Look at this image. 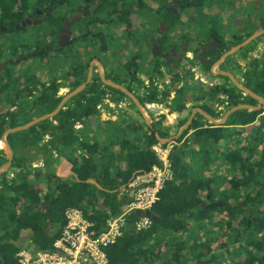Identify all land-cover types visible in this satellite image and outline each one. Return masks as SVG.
<instances>
[{
  "label": "trees",
  "instance_id": "1",
  "mask_svg": "<svg viewBox=\"0 0 264 264\" xmlns=\"http://www.w3.org/2000/svg\"><path fill=\"white\" fill-rule=\"evenodd\" d=\"M71 2L66 0L67 5ZM39 4L44 5V0H0V25L13 30L32 5ZM261 29L264 21L256 27ZM251 33L232 37H220L215 31L208 34L221 38L210 50L208 65L157 63L163 79L164 74L169 76L162 88L151 79L147 83L135 76L127 79L120 71H110L106 79L124 86L141 105H161L168 113L199 107L218 119L236 105L258 104L227 77L209 71L223 53ZM262 36L226 57L220 69L228 70L264 99V53L259 58L247 57ZM105 64L110 66V62ZM195 64L204 75L222 81L203 84L191 71ZM86 70L87 62H82L81 75L74 77L68 91L85 81ZM59 86H43L34 101L43 105L41 114L17 117L0 113V137L8 128L51 112L61 99L56 94ZM188 102L192 105L187 106ZM105 111L114 118L104 119ZM148 113L150 126L122 91L103 84L95 75L55 116L6 136L12 159L0 174V264H18L17 253L27 248L9 241L25 235L40 251L50 250L65 226L67 208L81 209L93 234L121 212L122 201L132 190L129 184L158 163L151 150L160 144L156 135L173 136L187 119L165 125L164 114L154 118ZM172 142L171 178L150 209L155 218L148 217L149 225L136 230L134 223L143 213L125 215L121 235L103 248L105 264H264V110L234 111L220 126L196 113ZM31 150L42 155V165L33 166ZM7 156L5 148H0V166ZM118 161L123 162L122 168Z\"/></svg>",
  "mask_w": 264,
  "mask_h": 264
},
{
  "label": "flooded vegetation",
  "instance_id": "2",
  "mask_svg": "<svg viewBox=\"0 0 264 264\" xmlns=\"http://www.w3.org/2000/svg\"><path fill=\"white\" fill-rule=\"evenodd\" d=\"M258 1L73 0L67 5L66 0H44V5H32L13 30L0 25V113L41 114L43 105L34 101L43 86L60 84L56 94L62 99L76 88L68 91L81 75L82 62H87L86 75L91 68L90 81L95 75L100 79L99 62L105 78L120 71L127 79H151L162 88L164 72L157 63L210 62V50L221 38L208 34L232 37L252 31L264 13V0L263 5ZM209 40L214 45L201 59L197 50Z\"/></svg>",
  "mask_w": 264,
  "mask_h": 264
},
{
  "label": "built area",
  "instance_id": "3",
  "mask_svg": "<svg viewBox=\"0 0 264 264\" xmlns=\"http://www.w3.org/2000/svg\"><path fill=\"white\" fill-rule=\"evenodd\" d=\"M149 110L158 109L160 105H146ZM174 143L151 146L158 161L150 171L136 177L130 184L132 197L128 200L125 210L112 216L106 221L105 228L93 234L90 230L91 223L83 217L82 210L76 207L67 208L64 212L65 226L50 250L35 251L21 249L17 253L18 264H105L106 255L104 246L112 244L121 235L124 227L125 215L132 211L143 213L150 211L158 194L171 178L170 152ZM149 218L140 217L134 223L136 230H141L149 225Z\"/></svg>",
  "mask_w": 264,
  "mask_h": 264
},
{
  "label": "water",
  "instance_id": "4",
  "mask_svg": "<svg viewBox=\"0 0 264 264\" xmlns=\"http://www.w3.org/2000/svg\"><path fill=\"white\" fill-rule=\"evenodd\" d=\"M78 18H79V15L75 16L74 18H72L70 20V22H74ZM263 33H264V29L256 31V32L252 33L251 35H249L242 42L230 47L225 53H223L219 57V59L216 62H214L213 64L210 65V69H209L211 75H213V76L221 75V76L227 77L238 90H240L244 95H248L251 98L255 99L258 102V104L255 105V106L248 105V104L236 105V106L231 107L230 109H228L218 119L212 118L211 116H209L206 112H204L199 107H195L191 111L189 117L186 119L184 124L177 129L176 133L173 136H171L169 138H160V137H158L156 135V139L158 140V142L160 144H166V143L172 142L175 139H177L179 137V135L185 129L188 128V126L190 125V123H191V121H192V119H193V117H194V115L196 113L201 115L209 124H212V125H215V126H220V125H223L226 122L228 116L231 113H233L234 111H237V110H248V111H261V110H264V99L262 97L258 96L257 94H255L254 92H252L251 90H249L248 88L243 86L241 84V82L234 75H232L230 72H227V71H224V70H216V68L223 62V60L226 57L234 54L235 52L240 50L242 47L248 45L253 39L257 38L258 36L262 35ZM213 45H214L213 44V40H209L201 48H199L197 50L196 56L199 55V57L202 59L204 54H206L208 52V50L213 47ZM95 63L98 66V74H99L101 82L103 84L107 85V86H111V87H114V88L122 91L132 101V103L136 106V108H137L139 114L141 115V117L143 118L145 124L150 126V124H151V116L148 113L147 106L141 105L140 102L138 101V99L135 97V95L132 94L131 92H129L124 86L106 79L104 77V73H103V70H102V67H101L100 63L99 62H95ZM202 63L205 64V65L209 64V62H202ZM90 78H91V68H89V70H88V73L86 75L85 81L82 82L81 84H79L75 89H73L72 91L67 93L60 100L58 105L51 112H49L47 114H44V115H41V116H38V117L32 119L31 121H29L26 124H23L21 126L8 128L2 133V135H1V143L4 146L5 150L7 151L8 156H7V162L4 163L2 166H0V174L5 172L9 168L10 162H11V159H12V150H11L8 142L5 140V137L8 134H10V133H15V132H19V131L25 130V129L31 127L32 125H34L35 123H37L39 121H42V120H45L47 118L55 116L58 113V111L60 110V108L64 105V103H66L71 97L76 95L78 92L83 90L85 85L90 81ZM132 194H133V190H130L128 195L123 199L122 206H121V211L125 210V206H126L128 200L132 197ZM137 212L140 213L139 211H137ZM143 215L146 216V217H149V218H155V215L151 211H145V212H143ZM9 242L13 243L15 246H17L19 248H27L31 253H34L35 251L39 250L38 247L29 240L28 236L20 237L19 239L15 240V241L10 240Z\"/></svg>",
  "mask_w": 264,
  "mask_h": 264
},
{
  "label": "crops",
  "instance_id": "5",
  "mask_svg": "<svg viewBox=\"0 0 264 264\" xmlns=\"http://www.w3.org/2000/svg\"><path fill=\"white\" fill-rule=\"evenodd\" d=\"M250 5V4H249ZM256 5H263V2H262V0H259L258 1V4L256 3ZM244 11H246L245 9H244ZM243 15H245V13H243ZM263 21H264V15L263 14H261V15H258V17H257V19H256V24H255V28L251 31L252 33H254V32H256V31H259V30H256V27H257V25L259 24L260 25V23H263ZM250 29V28H249ZM249 31V30H248ZM244 33L245 32H247V31H243ZM243 32H241V33H243ZM241 33H239V34H241ZM251 33V34H252ZM263 36L261 37V39L258 41V42H256L254 45H253V47H252V49L247 53V57L249 58V57H253V58H259L263 53H264V33L262 34ZM228 36V35H227ZM261 36V35H260ZM236 57V56H235ZM238 60V62H245V61H243L242 59H237ZM216 70H222V69H220V65L216 68ZM191 71L194 73V77L195 78H198L200 81H203L202 80V77L203 78H209L207 75H204L202 72H200V70H199V67L197 66V64H195L192 68H191ZM224 71H227V72H229L228 70H224ZM168 78H169V76L168 75H164V83H167L168 82ZM222 80L221 79H218V78H214V79H212V78H210V79H208V82H207V85L208 86H210V85H212V84H216V83H219V82H221ZM172 94L173 93H171L170 92V97L169 98H172ZM186 105L187 106H191L192 105V103L191 102H188V103H186ZM114 105L112 104L111 105V107H113ZM121 106L122 107H125V104H121ZM193 109H191L190 111L189 110H185V111H182L181 113H177V112H174V113H168V110H167V108H165L164 106H161L160 108H158V114H156V111H151L153 114H152V116L154 117V118H157V116L159 115V114H164L165 115V118H166V120H165V125H173L175 122H176V120H178L179 118H183V117H185V116H187V118L189 117V115H190V113H191V111H192ZM128 112L131 114V115H135V113L133 112V111H131V110H128ZM102 117L104 118V119H108V118H111V119H113L114 118V116L113 115H110V113L108 112V111H105V112H103L102 113ZM31 154H35V151L34 150H31ZM42 161H43V157H42V155L40 154V153H37V154H35V157L33 158V161H32V164H33V166H40V165H42ZM118 165L120 166V168H122L123 167V162H121V161H118ZM121 191V190H120ZM121 192H123V190L121 191ZM130 192V191H129ZM128 192V193H129ZM25 236H27V235H25Z\"/></svg>",
  "mask_w": 264,
  "mask_h": 264
},
{
  "label": "rangeland",
  "instance_id": "6",
  "mask_svg": "<svg viewBox=\"0 0 264 264\" xmlns=\"http://www.w3.org/2000/svg\"><path fill=\"white\" fill-rule=\"evenodd\" d=\"M56 67V66H55ZM208 79H210V78H203L202 77V80L203 81H201L203 84H205V85H207V82H208ZM160 107H161V105H160ZM148 109V108H147ZM158 109H153V110H149L148 109V111L151 113V114H153L151 111H156V114H158L159 112L157 111ZM154 115V114H153Z\"/></svg>",
  "mask_w": 264,
  "mask_h": 264
}]
</instances>
